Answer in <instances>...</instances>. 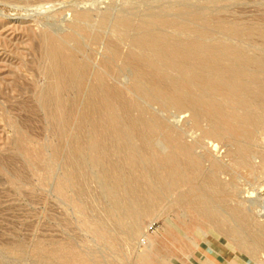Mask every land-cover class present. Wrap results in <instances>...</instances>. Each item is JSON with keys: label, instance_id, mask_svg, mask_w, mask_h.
I'll return each instance as SVG.
<instances>
[{"label": "rangeland", "instance_id": "1", "mask_svg": "<svg viewBox=\"0 0 264 264\" xmlns=\"http://www.w3.org/2000/svg\"><path fill=\"white\" fill-rule=\"evenodd\" d=\"M186 6L215 21L264 31V0H0V264H264V124L247 139L244 127L227 120L223 132L212 137L210 122H195L190 110L137 97L134 66L124 64L129 42L120 46V58L109 52L119 17H130L137 28L152 15L173 17L169 8ZM83 13L91 22L77 29L76 16ZM103 17L107 24L100 27ZM211 33L214 40L264 55L261 37L238 40ZM47 36L63 46L64 54L89 66L68 119L61 114L50 119L39 101L49 86L43 53ZM99 74L109 88L139 105L134 119L143 112L147 121L155 118L166 127L143 149L145 159L155 152L167 156L172 152L167 134L179 136L200 173L214 172L222 190L203 187L201 177L180 176L157 212L129 222L135 231L127 232L101 198L97 169L69 176L75 139L81 135L88 141L86 132L76 129L77 118ZM219 93L215 99L223 102ZM262 111L264 118V105ZM62 121L64 130L58 126ZM246 145V164L237 165L238 149ZM125 154L111 155L110 164L123 168ZM145 173L148 181L154 178L155 171L144 167L134 176ZM148 190V183L142 184L127 203L146 202ZM199 198L217 213L218 228L197 215Z\"/></svg>", "mask_w": 264, "mask_h": 264}, {"label": "bare ground", "instance_id": "2", "mask_svg": "<svg viewBox=\"0 0 264 264\" xmlns=\"http://www.w3.org/2000/svg\"><path fill=\"white\" fill-rule=\"evenodd\" d=\"M168 12L173 17L152 15L137 28L128 16L119 17L115 23L109 52L120 58V46L130 43L131 50L124 64L134 66L137 97L165 108L190 110L195 122L203 119L210 122L209 135L212 137L223 132V122L237 121L247 130L243 132L244 136L250 139L251 131L264 124V55L251 53L250 47L214 40L211 32H222L238 40H253L255 37L264 39V31L258 27L215 21L207 13H192L188 6L172 7ZM90 22L91 16L87 13L76 16L77 29H83ZM106 24L107 19L103 17L100 27ZM43 47L49 86L40 92L39 101L48 110L50 119L56 120L59 114L68 119L89 66L77 61L72 54H64L63 46L56 44L51 36L44 39ZM219 92L223 102L215 99ZM134 110H140L137 103L127 101L118 89L106 85L103 75H97L76 124L80 134L86 132L88 141L83 142L81 135L76 138L75 150L69 159L72 179L83 175L87 168L97 169L101 198L111 204L114 215L130 233L135 229L128 227L129 222L157 212L166 195L175 189L180 176H188L191 180L201 177L203 187L215 191L223 188L214 172L200 173L191 149L181 143L179 136L167 134L166 140L172 147L167 156L161 158L155 152L145 159L143 149L166 127L155 118L147 121L143 112L134 119ZM58 126L64 130L65 122ZM123 152L126 153L125 166H112L110 156H119ZM247 154L248 146H240L237 165L246 164ZM141 167L155 171L151 181L146 173L143 177L134 176ZM218 169L215 165L214 171ZM146 182L149 185L147 201L135 198L132 204L127 203V199L136 195ZM199 199L196 201L197 215L207 217L218 228L217 213ZM184 201L185 198L179 200L178 205Z\"/></svg>", "mask_w": 264, "mask_h": 264}]
</instances>
